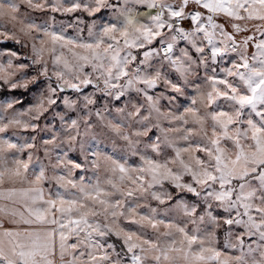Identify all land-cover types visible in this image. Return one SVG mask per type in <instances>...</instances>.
Instances as JSON below:
<instances>
[{"label": "snow or ice", "instance_id": "snow-or-ice-1", "mask_svg": "<svg viewBox=\"0 0 264 264\" xmlns=\"http://www.w3.org/2000/svg\"><path fill=\"white\" fill-rule=\"evenodd\" d=\"M0 264H264V0H0Z\"/></svg>", "mask_w": 264, "mask_h": 264}, {"label": "rangeland", "instance_id": "rangeland-1", "mask_svg": "<svg viewBox=\"0 0 264 264\" xmlns=\"http://www.w3.org/2000/svg\"><path fill=\"white\" fill-rule=\"evenodd\" d=\"M35 16H36V20H37L38 23L46 18L42 13H36ZM60 19H61V17L57 18L58 22H59ZM65 23H67V20H65ZM68 34L69 35H74L75 34L74 30L73 29H68ZM86 34H87V30L85 28L84 35L86 36ZM250 51H251V49H250ZM113 111H114V109H113ZM24 135H31V133H24ZM37 142L39 143V137L37 138ZM105 146L109 149V153L108 154H111L112 152H117V153H120V155H125V153L121 151V145H118L117 147L113 148L111 142L106 141L105 142ZM23 158H25V159L27 158L26 153L24 154ZM125 158L128 159V162L130 164L135 159V158L127 157V156ZM136 162L138 163L139 161H136ZM77 174L79 175L81 173L77 172ZM84 174L89 176V177L92 175L91 171H88L87 173H84ZM222 245H223V237H221V246Z\"/></svg>", "mask_w": 264, "mask_h": 264}]
</instances>
